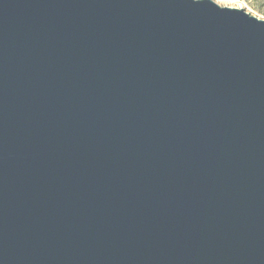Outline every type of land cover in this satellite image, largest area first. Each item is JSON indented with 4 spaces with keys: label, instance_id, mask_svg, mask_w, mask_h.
<instances>
[{
    "label": "water",
    "instance_id": "95a60500",
    "mask_svg": "<svg viewBox=\"0 0 264 264\" xmlns=\"http://www.w3.org/2000/svg\"><path fill=\"white\" fill-rule=\"evenodd\" d=\"M0 264H264V19L0 0Z\"/></svg>",
    "mask_w": 264,
    "mask_h": 264
},
{
    "label": "rangeland",
    "instance_id": "374dc122",
    "mask_svg": "<svg viewBox=\"0 0 264 264\" xmlns=\"http://www.w3.org/2000/svg\"><path fill=\"white\" fill-rule=\"evenodd\" d=\"M221 6L243 8L250 14L264 19V0H214Z\"/></svg>",
    "mask_w": 264,
    "mask_h": 264
}]
</instances>
